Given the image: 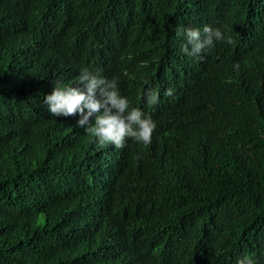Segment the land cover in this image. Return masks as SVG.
<instances>
[{
    "label": "trees",
    "instance_id": "obj_1",
    "mask_svg": "<svg viewBox=\"0 0 264 264\" xmlns=\"http://www.w3.org/2000/svg\"><path fill=\"white\" fill-rule=\"evenodd\" d=\"M205 25L233 42L185 56L175 28ZM60 60L116 76L151 143L99 149L50 116ZM244 254L264 264V0H0V264Z\"/></svg>",
    "mask_w": 264,
    "mask_h": 264
},
{
    "label": "clouds",
    "instance_id": "obj_2",
    "mask_svg": "<svg viewBox=\"0 0 264 264\" xmlns=\"http://www.w3.org/2000/svg\"><path fill=\"white\" fill-rule=\"evenodd\" d=\"M175 32L184 41L181 52L189 58L203 59L216 44L233 42L223 26L205 25L202 29L177 26ZM70 61L69 65L64 60L59 61L60 74L69 71L67 82L56 79L52 82V91L44 95L43 105L50 116L68 117L74 122L75 130L83 129L99 149L109 145L122 149L128 140L142 145L150 144L156 122L140 107L130 103L128 96L121 91L119 79L116 76L108 78L104 71L87 63L79 66L78 62H84L78 60L71 67ZM173 94L172 87L164 91L167 97ZM144 99L148 106H155L160 102V93L150 88L145 92ZM235 264H256V261L253 256L244 254L236 259Z\"/></svg>",
    "mask_w": 264,
    "mask_h": 264
}]
</instances>
